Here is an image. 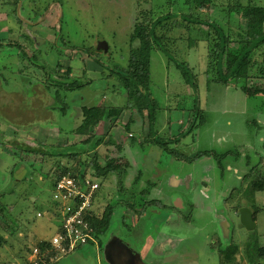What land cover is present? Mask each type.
Returning a JSON list of instances; mask_svg holds the SVG:
<instances>
[{"label": "rangeland", "instance_id": "rangeland-1", "mask_svg": "<svg viewBox=\"0 0 264 264\" xmlns=\"http://www.w3.org/2000/svg\"><path fill=\"white\" fill-rule=\"evenodd\" d=\"M212 3L0 0V136L8 143L0 146V264H17L6 258L8 249L20 257L28 253L32 235L23 229L18 236L22 228L36 229L47 239L54 235L57 221L47 218L53 205L52 181L63 167L83 163L92 169L94 156L101 167H119L103 181L98 201V212L113 207L110 225L97 238L101 247L100 242L98 247L84 245L61 261L77 264L69 259L77 253L79 264H110L105 247L120 240V264H264L259 252L264 249V192H257L264 188V46L254 50L246 79L218 82L215 31L181 18L208 21L238 4L250 5L253 17L259 18L264 0ZM165 15L173 18L161 22L155 34L189 71L162 51L151 53L154 136L149 135L146 116L125 109L119 118L91 130L102 144L95 146L92 140L86 145L85 137L74 133L82 109L125 108L129 82L112 71L126 68L130 48L138 46L137 41L129 43L133 27H150ZM227 16V52L237 50L242 30L250 36L264 32L257 18L247 21L235 12ZM86 51L100 56L90 58ZM63 82H76L81 89L60 88L62 102L56 101V85ZM29 125L36 126L28 130ZM44 146L55 148L53 156L39 155L32 163L12 152L32 148L41 153ZM62 152L68 157L56 156ZM75 153L77 157H69ZM30 154L25 157L33 160ZM194 181L201 183L200 189ZM30 196L37 201L31 202ZM255 199V229L247 231L239 209L252 211ZM223 200L234 203L225 215ZM39 211L42 218L36 217ZM231 246L227 262L222 253ZM18 260L29 264L27 256Z\"/></svg>", "mask_w": 264, "mask_h": 264}, {"label": "trees", "instance_id": "trees-1", "mask_svg": "<svg viewBox=\"0 0 264 264\" xmlns=\"http://www.w3.org/2000/svg\"><path fill=\"white\" fill-rule=\"evenodd\" d=\"M191 0H185L186 4H189ZM207 4H213V0H198ZM174 4V3H173ZM191 7H188L190 9ZM226 11V13H225ZM227 12L231 14L232 12H235V15H240L242 18H244L247 21H250L257 17H253L251 14V7L250 5L247 6H240L239 4L235 8H227L226 10L218 12V16L215 18H211L208 21H201L195 17L191 16H182L181 18L192 25H203L206 27H211L216 35H217V41L213 43L212 50L216 54V73H217V80L218 82H227L229 79H246L248 77V73L251 68V56L253 55L254 50L258 49L259 47L264 46V32L252 35L250 36V33L247 32V30H242V25H239L238 27L245 31L244 36H242L240 39V42L238 43V48L234 53L227 52L228 43L230 42V39L228 37V32L225 30L226 24L230 23L229 17L227 16ZM258 13L260 16L257 18L260 23H264V7L260 8L258 10ZM257 13V14H258ZM173 18L172 15H165L163 17L158 18L153 24H151L150 27H145L144 25H139L138 27H133V29L130 32V40L129 43L133 44L135 41L138 42V46L136 48H130L129 51V59H128V66L126 68L123 67H116L114 71L116 72L118 76L126 77L129 82V87L127 89V104L125 108L120 107H113V108H107L104 106H93V107H87L82 109V115H81V122L75 129L74 133L80 137H85L84 143L86 145L90 144L92 140H94V145L99 146L102 144V138H95L91 134V130L95 129L101 122L107 121L110 118H119L120 114L125 109H137L138 114L141 117L146 116L148 120V129H149V135H153V124L155 121V111H156V103L149 95V87H150V59H151V53L154 50L162 51L169 59L170 62L175 63L177 66L182 67L184 70L189 71L188 67L177 62L170 53L163 47L161 44L160 38H158L155 34V29L158 27V25L166 20H169ZM241 36V35H240ZM154 44V45H153ZM156 45V49H154V46ZM104 50V49H103ZM87 55L90 58H97L100 55H98L96 52L86 51ZM98 64L99 61L96 60ZM263 67H264V61H263ZM115 73V74H116ZM260 74L264 75V68L262 71L260 70ZM57 89L55 92V99L56 101H61V89L65 91H76L77 89H81L80 85H78L76 82H63V83H57ZM193 88L197 90L196 85H193ZM241 89L245 92V85L241 86ZM48 125V124H47ZM36 125H29L27 127L28 130L32 129ZM189 132V131H188ZM5 136H0V146H4L8 144L5 142L4 138ZM182 137L184 135L182 134ZM157 142L160 143V146H163L166 151H169L166 146H164L163 142H160L157 140ZM44 151L41 153L37 152L35 149H28L25 151L23 148H19V152H17L16 149H14L13 155L18 156L22 161L27 163L37 162V157L39 155L43 156H53V153H51L52 147H42ZM55 149V148H52ZM31 153V154H30ZM32 155L33 160L28 159L25 157V155ZM78 153L72 154L69 157L75 158L77 157ZM55 155V154H54ZM199 155V154H198ZM56 156H61L63 158L68 157L67 153H58ZM40 157V156H39ZM90 164L92 165V170H94L96 177H98L101 180V186L103 181L109 176V174L114 171L118 170V166H114L112 163L107 164L105 167H101L99 165V162L97 161V156H94L90 160ZM83 163H80L79 166H73V167H63L62 171L58 175H63L66 173H70L72 175L80 174L84 175L87 172V168L85 167ZM57 175V176H58ZM260 181L264 184L263 180L260 177ZM264 191V188H259L257 192ZM246 194H255V191H245ZM101 194V187L95 202L96 209L95 213L94 210L92 211L91 215L88 216V222L90 223V226L92 227L96 238H99L100 236L104 235L105 232L108 230V227L110 225V221L113 215V207L111 205H107L103 208L100 212H98L99 207L101 204L98 203L99 201V195ZM253 211V218L255 220V214L258 211L257 206L254 205L251 206ZM14 233V231H12ZM100 242V247L102 245L101 240L98 239V244ZM1 244V243H0ZM92 244V243H90ZM41 253H43L45 250L49 249V242L48 241H41L38 242L35 245ZM34 248V247H33ZM29 251L26 254L27 256L30 255L32 252V248L28 247ZM233 250L232 246L229 247L228 251L225 253H222L223 256L226 258L227 262H231L232 257H230L229 253ZM259 252L261 254H264V249H260ZM259 258H262L263 255L257 256ZM225 261V262H226ZM234 262V260H232Z\"/></svg>", "mask_w": 264, "mask_h": 264}, {"label": "built area", "instance_id": "built-area-1", "mask_svg": "<svg viewBox=\"0 0 264 264\" xmlns=\"http://www.w3.org/2000/svg\"><path fill=\"white\" fill-rule=\"evenodd\" d=\"M101 180L94 170L88 169L82 176L66 173L52 181V203L49 218L56 219L57 228L48 240L49 249L43 253L35 246L29 255V264H53L74 253L80 247L92 243L98 247V239L88 222V216L96 209V199ZM44 214L37 212L36 217Z\"/></svg>", "mask_w": 264, "mask_h": 264}, {"label": "crops", "instance_id": "crops-1", "mask_svg": "<svg viewBox=\"0 0 264 264\" xmlns=\"http://www.w3.org/2000/svg\"><path fill=\"white\" fill-rule=\"evenodd\" d=\"M101 123H103V122H101ZM100 123V124H101ZM99 126V125H98ZM97 126V127H98ZM96 127V128H97ZM95 128V129H96ZM94 130V129H93ZM31 132V131H30ZM30 132H27V134H29ZM22 134H26V133H22ZM92 134V133H91ZM110 139V138H109ZM99 148V147H98ZM197 156H198V154H197ZM196 156V157H197ZM189 162L192 160V159H187ZM236 175V174H235ZM177 179V178H176ZM236 179L238 180L239 178L238 177H236ZM173 180V179H172ZM177 180H179L180 181V179H177ZM172 182V181H171ZM172 184V183H171ZM193 184H196V185H198V188L197 189H200L201 188V183H199V181H194L193 182ZM177 185H179V184H177ZM22 187H24L25 186V184H22L21 185ZM210 189V188H209ZM262 192H264V191H262ZM29 198H31L32 199V201L31 202H36L37 200L36 199H34L32 196H30ZM197 198V197H196ZM192 201L194 202V204L195 203H198V204H200L201 206L203 205V202L201 203L200 201H198V199H194V198H192ZM220 202V201H219ZM223 202V204H222V213L224 212V215H225V213L226 214H228V212L229 211H232V208H233V205H234V203L233 204H231V200H223L222 201ZM8 205H10V201L8 202ZM232 205V207H230ZM255 205L257 206L258 205V199H255ZM258 207V206H257ZM40 212V211H39ZM47 218H49V216H47ZM50 219V218H49ZM239 220H240V218H239ZM255 224H256V221H255ZM29 225V224H28ZM29 226H26V228L24 227V228H22V230H21V232L20 233H18V236H23V234H24V231H23V229L24 230H28V233L30 234V236L32 235V238L30 237V239H29V241H32L33 240V244L31 245V248L33 249V247H35V245L38 243V242H41V241H48V240H50V238L49 239H47L44 235H42V233L41 232H39V231H37L36 229H34L33 231H30V229L28 228ZM56 228H57V225H56V227H55V232H56ZM54 232V233H55ZM53 236V235H52ZM233 242V241H232ZM110 242H108L107 244H109ZM225 243V242H224ZM107 244H105V245H107ZM237 244V243H236ZM71 255V254H70ZM79 255L80 254H74V255H72V256H70L69 257V259H72L74 262H76L77 264H79V262H78V258H79ZM105 255H106V257H107V261L110 263V264H117V263H119L120 264V240L117 242V243H115V246L114 247H110V248H108L107 246L105 247ZM26 254L24 255L23 254V256H19L17 253H12L11 251H9V249H8V252H7V255H6V258H12L13 260H15V262L17 263V264H21V262L19 263V260L18 259H21V258H26ZM28 258H29V256H27ZM63 258H65V257H63ZM63 258H61V259H58V261H56V262H54L53 264H71L70 262H66V261H61ZM60 261V262H59ZM83 262H85V259L83 258V260H82ZM261 261H263V260H261Z\"/></svg>", "mask_w": 264, "mask_h": 264}, {"label": "water", "instance_id": "water-1", "mask_svg": "<svg viewBox=\"0 0 264 264\" xmlns=\"http://www.w3.org/2000/svg\"><path fill=\"white\" fill-rule=\"evenodd\" d=\"M239 213L240 223L247 231H253L255 229V221L252 211L247 207H242L239 209Z\"/></svg>", "mask_w": 264, "mask_h": 264}, {"label": "flooded vegetation", "instance_id": "flooded-vegetation-1", "mask_svg": "<svg viewBox=\"0 0 264 264\" xmlns=\"http://www.w3.org/2000/svg\"><path fill=\"white\" fill-rule=\"evenodd\" d=\"M0 43H2L1 41H0ZM253 212V211H252ZM255 221V220H254Z\"/></svg>", "mask_w": 264, "mask_h": 264}]
</instances>
